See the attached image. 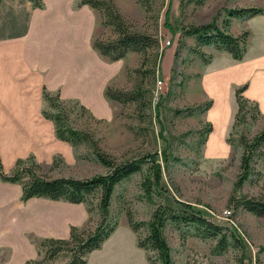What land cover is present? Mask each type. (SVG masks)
<instances>
[{"label":"rangeland","instance_id":"rangeland-1","mask_svg":"<svg viewBox=\"0 0 264 264\" xmlns=\"http://www.w3.org/2000/svg\"><path fill=\"white\" fill-rule=\"evenodd\" d=\"M78 1L76 0L75 4ZM109 1L130 30L152 35L159 42L163 37H172L170 46L166 48L177 50V54L165 78L157 72L161 52L159 46L151 51L158 54L154 65L151 63L152 58L146 62L143 56L135 53H128V57L125 56L120 63L121 72L109 85L123 91L130 90L135 85L140 86L141 92L149 101V106L143 110L134 105L121 106L112 101L109 116L100 118L94 117L86 108L88 114L81 113L76 106H66L69 108L68 124L86 132L100 150L116 162L160 152L164 147L165 142L157 137L159 126L153 114L155 107H158V116L163 125L162 136L168 144L170 156L162 169L161 180L164 192L160 195L151 193L149 197L144 195L141 183L147 176V164L142 166L139 173L121 181L113 188L109 200L108 222L114 225V229L102 243L100 253L119 252L125 256L137 254L144 256L147 264H159L152 250L136 249V243L144 237L145 229L140 228L135 233L132 232L126 217L130 215L134 222H146L156 205L177 207L174 201H179L194 206L204 218L219 225L221 232L226 235L236 232L243 242L245 255L251 259V264H264V254L257 253L258 247L264 245V218L254 217L241 209L233 210L227 204L232 185L239 173L242 154L239 138L250 140L264 129V120L259 119L252 104L246 103L244 109L233 117L227 133L229 153L225 157L207 158L202 150L207 128L202 119L204 112L200 110L192 112L191 115L186 113L187 109L192 107L188 104L185 88L192 76L190 65L194 59L192 50L195 48V42L193 37H183V32L185 29L204 24L209 20L210 11H218L220 8L213 7L215 5L207 0H171L170 23L172 33L176 34L173 36L161 27L165 0H146L143 1L144 5L141 0ZM93 13L95 23L92 39L113 38V29L101 26L100 12L93 10ZM179 42H182L180 47ZM163 65L165 55L161 67ZM156 80L161 81V90H155ZM46 110L53 112L47 107ZM71 152L73 158L69 161L55 157L48 166H42V173L49 177L74 179H86L105 173V169L97 163L86 144L71 147ZM263 153L264 144L252 158L248 179L236 196L264 195V159L259 155ZM95 202L93 199L92 205L87 207L88 212L83 205L47 201L44 203L53 204L51 212L59 213L60 224L64 223L66 229L77 224V227L92 231L99 220ZM41 223V218L32 220L30 229L25 232L27 241L33 244L40 241L38 229ZM50 223L56 225L59 220L51 218ZM163 236L169 247L172 264H237L239 259L240 250L238 246L231 244V241L225 252L213 255L211 249L216 243L215 239L202 238L198 229L192 225L167 223ZM6 255L5 251L0 258L3 259ZM41 258V254L36 255L34 260Z\"/></svg>","mask_w":264,"mask_h":264},{"label":"crops","instance_id":"crops-1","mask_svg":"<svg viewBox=\"0 0 264 264\" xmlns=\"http://www.w3.org/2000/svg\"><path fill=\"white\" fill-rule=\"evenodd\" d=\"M75 1L41 0L42 8L33 9L27 0H0V167L5 174L11 172L16 160L27 157L41 167L55 157L65 161L73 158L70 145L57 140L52 122L41 116L43 89L51 95L57 93L62 101L79 103L94 117L105 118L111 113L112 101L104 97V89L121 72L124 59L110 62L91 48L93 10L88 6L75 8ZM207 1L220 9L211 10L205 23L218 12L215 24L219 29L226 19L225 9L262 11L229 19L225 31L234 37L247 34L240 61L208 45L198 48L206 61L194 56L190 65L192 76L185 88L188 104L209 103L202 116L209 127L202 150L207 158H219L229 153L226 136L236 112L235 89H243L241 98L264 120V0ZM174 51L161 49L157 72L162 78L169 74ZM20 195L18 185L0 181V257L7 252L0 258L3 264H23L36 258L38 243L25 238L33 219L42 220L39 240L65 239L68 235L59 213L51 212L53 204L44 203L52 201L32 198L22 203ZM51 218L59 223L52 225ZM101 247L86 256L85 264H147L144 256L102 254ZM66 261L59 257L48 264Z\"/></svg>","mask_w":264,"mask_h":264},{"label":"trees","instance_id":"trees-1","mask_svg":"<svg viewBox=\"0 0 264 264\" xmlns=\"http://www.w3.org/2000/svg\"><path fill=\"white\" fill-rule=\"evenodd\" d=\"M33 9H41V0H27ZM146 0H141L144 5ZM88 6L90 9L100 12L101 26H109L113 29V38L103 39L96 37L91 41V48L97 52L100 57L110 62H116L125 58L128 53H135L143 56L144 61L151 59L152 65L158 54L155 49L159 46V41L152 35L139 33L130 30L124 22L121 15L114 8L109 0H79L75 8ZM171 0H165L164 10L161 15V27L167 32H172L170 23ZM226 19L221 23V29L215 24V17L208 23L196 27L185 29L183 37H193L194 49L193 55L205 62L204 55L198 50L201 46L212 45L216 50L224 51L230 55L234 61H240L245 51V32L238 36L230 35L225 29L228 27L230 18L250 17L261 14L262 11L255 8H234L223 10ZM182 46L179 42L178 47ZM151 53V54H150ZM177 50L173 53L176 57ZM147 59V60H146ZM242 88L233 91V97L236 105V113L241 112L247 103L240 96ZM42 100L44 108L41 116L45 120L52 122L54 135L57 140L76 147L86 144L90 149L94 159L104 169L102 175H94L86 179H74L70 177H49L42 173V167L34 162L32 157L16 160L10 173L5 174L0 167V181L4 183L16 184L20 187V202L36 198L52 202H63L69 205H83L87 207L92 205L93 199L96 201L98 218L94 229L86 231L84 227L68 226V235L65 239L44 238L37 244L36 254L42 255L40 260H28L23 264H48L50 261L62 257L67 259L65 264H85L86 256L94 250L99 249L100 245L106 240L113 231L114 225L108 222L109 200L113 188L121 181L130 176L139 173L144 164H147V176L141 183L142 191L146 197L151 193L160 195L165 190L161 187L162 169L166 166L169 159L168 144L162 136L163 125L158 116V107L154 108V118L159 126L157 137L165 142L160 152L145 154L139 158L116 162L104 154L96 142L84 131L75 129L68 124L69 108L76 106L81 113H87V110L75 101H62L58 94H49L42 90ZM104 97L107 100L116 102L121 106L134 105L136 108L144 109L149 106V101L144 97L141 88L135 85L130 90H120L112 85L104 89ZM160 97L157 98L159 103ZM156 103V105H158ZM66 106H69L67 108ZM209 103L195 105L187 109V115L192 112L206 111ZM46 107L52 109L48 112ZM254 108V106H253ZM255 110V108H254ZM256 112V111H255ZM175 113H180L175 111ZM234 115V116H235ZM209 133L207 126L205 136ZM204 136V139H205ZM242 147V154L239 160V173L232 185V193L228 199V206L233 210L241 209L250 215L258 218H264V195L255 196H236L242 184L248 179L250 171V162L257 155L256 152L264 144V129L255 134L250 140L239 138ZM264 159V153L259 154ZM52 166H50L51 168ZM177 207H170L158 204L153 209L150 218L146 222H134L130 215H127L126 221L132 232L140 228L145 229V235L138 239L136 246L141 249H149L155 253L159 264H172L169 247L163 236V229L167 223L174 225H192L195 226L202 238L215 239L216 243L211 249L213 255H220L226 251L231 244L238 246L240 250L237 264H251V259L245 255L242 240L236 232H230L228 235L221 232L222 228L213 222L204 218L200 211L194 206L174 201ZM257 253L264 254V245L259 246Z\"/></svg>","mask_w":264,"mask_h":264},{"label":"built area","instance_id":"built-area-1","mask_svg":"<svg viewBox=\"0 0 264 264\" xmlns=\"http://www.w3.org/2000/svg\"><path fill=\"white\" fill-rule=\"evenodd\" d=\"M171 38L172 37H163L162 41L159 42V49H163L166 48L168 46H170V42H171ZM155 90H161V81L160 80H156L155 81Z\"/></svg>","mask_w":264,"mask_h":264}]
</instances>
